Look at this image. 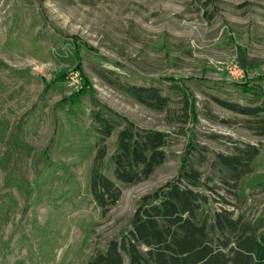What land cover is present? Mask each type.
Returning <instances> with one entry per match:
<instances>
[{"label":"rangeland","instance_id":"obj_1","mask_svg":"<svg viewBox=\"0 0 264 264\" xmlns=\"http://www.w3.org/2000/svg\"><path fill=\"white\" fill-rule=\"evenodd\" d=\"M239 53L260 65L244 71ZM101 74L160 88L169 105L150 109ZM260 74L264 0H0V264H88L130 228L141 197L178 175L192 144L196 191L209 197L198 218L227 210L263 237L264 112L246 116L213 100L264 107L240 87L264 91ZM93 98L172 136L149 178L117 182L121 198L105 216L90 190L101 146ZM119 131L105 142L108 156ZM248 145L260 153L238 180L217 156ZM105 173L114 179L112 165ZM238 235L216 236L233 246Z\"/></svg>","mask_w":264,"mask_h":264},{"label":"trees","instance_id":"obj_2","mask_svg":"<svg viewBox=\"0 0 264 264\" xmlns=\"http://www.w3.org/2000/svg\"><path fill=\"white\" fill-rule=\"evenodd\" d=\"M237 59L239 67L246 72L260 65L242 53ZM77 69L80 70V66ZM101 75L107 83L150 109L164 111L169 105V98L160 88L122 84L107 74ZM64 76L61 75L62 79ZM255 79L264 82V74ZM87 87L85 79L84 88L76 98ZM240 87L247 94L264 97L260 86L245 83ZM178 89L183 91L187 101L186 90L181 86ZM93 99L95 109L92 120L98 125L101 146L94 157L90 190L105 216L121 198L122 191L117 182L132 185L149 178L165 162L172 136L160 130L140 127ZM213 100L228 110L246 116H258L264 112L263 106H243L219 98ZM117 129H120L117 146L108 156L105 142ZM195 151L196 147L192 144L178 175L141 197L130 228L119 239L111 241L105 251L97 252L88 264H125L124 257L129 264H264V236L259 238L250 234L247 225L234 219L230 211L215 214L213 222H209L208 217L198 218V212L209 203V197L196 191L202 186V174L190 164L189 156ZM259 153L258 148L248 145L238 148L233 156L219 154L217 158L223 167L235 172L239 180L240 171H245ZM108 164L112 165L114 179L105 173ZM228 231L239 233L233 246L228 238H220Z\"/></svg>","mask_w":264,"mask_h":264}]
</instances>
